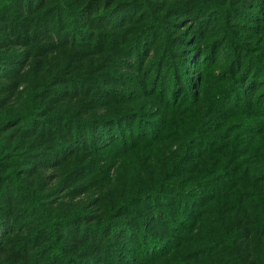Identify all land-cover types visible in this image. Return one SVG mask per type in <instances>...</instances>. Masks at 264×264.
Returning a JSON list of instances; mask_svg holds the SVG:
<instances>
[{"label":"trees","instance_id":"16d2710c","mask_svg":"<svg viewBox=\"0 0 264 264\" xmlns=\"http://www.w3.org/2000/svg\"><path fill=\"white\" fill-rule=\"evenodd\" d=\"M128 4L0 0V264H264V64L230 27L202 64L227 45L226 80L188 92L178 59L196 66L218 8L188 6L189 57H151V28L120 43L111 13ZM49 163L68 174L53 189ZM90 190L96 217L56 209Z\"/></svg>","mask_w":264,"mask_h":264},{"label":"rangeland","instance_id":"374dc122","mask_svg":"<svg viewBox=\"0 0 264 264\" xmlns=\"http://www.w3.org/2000/svg\"><path fill=\"white\" fill-rule=\"evenodd\" d=\"M116 1V0H113ZM128 1V0H127ZM130 4L125 6L124 9L119 10L117 13L112 12L111 14L115 18L114 21H118L117 25L114 26V28L120 29V32L122 33V38L120 39L121 42H131L133 41V38L135 36L139 35L138 33L141 31H144L148 28H151L150 32H145L146 36H144V39L146 41V44L148 45L147 50L150 46L156 44V51H151V57H155L157 54L158 57H160L162 54L166 53L165 48L168 46V56H172L174 52L179 51L180 54H182V57L187 55L189 57L191 54L186 51H192L191 48H189V44L192 42V38L197 25L195 23H189V18H186L181 21L182 18L188 15V6L192 5L194 7H198L202 9L203 7H217L218 10L215 11L218 13V16H220V25L218 27L213 28V32L209 33L207 36L200 35L198 37V42L200 40H204L202 47L204 49L202 50V53L198 54H192L194 55V59H198L196 61L195 65L188 66L187 62L185 60L178 59V62L180 65L185 68L189 67L188 69V77L185 80L186 82V91L190 92L195 91V94H198V92L202 94L209 89H211L214 86L221 87L220 81L226 80L225 76L221 73L223 69L227 67L228 59H231V56L228 55L230 52L228 49V46L220 49V60L218 64L214 63H208L205 65V67L202 66L204 63V58H206V53L208 50L207 43L213 42L216 39L224 40L226 37H228V31L231 27L230 36H235L236 38H240L243 40V43L247 45V47H251L250 49L253 50L255 54V62L257 64H264V23L262 26H260L258 23H260V19L264 17V0H129ZM212 4H209V3ZM155 4V5H152ZM238 9H245L247 11H252V18L251 22H244L243 20H240L238 17L236 18H230L228 17V20H223L224 15L233 16L236 15L233 13V10ZM262 12V13H261ZM261 13V14H260ZM198 17V16H197ZM260 17V18H259ZM157 22L155 26L149 24L150 21ZM108 23H110V20H108ZM236 24L239 25H248L247 28L243 29V32H247V34H241V28H235ZM259 25V26H258ZM148 26V27H146ZM113 27V26H112ZM237 27V26H236ZM245 27V26H244ZM111 28V27H110ZM108 29L107 31L114 30V28ZM114 32H117V30ZM144 33V35H145ZM111 39L106 37V43L109 45L110 41L114 39V34H109ZM185 36L187 38L186 45L180 46L178 45L179 42L176 41V39L179 36ZM54 37V36H53ZM55 38V37H54ZM166 40V42H165ZM162 44V45H161ZM150 45V46H149ZM161 45V46H160ZM167 45L166 47H164ZM178 45V46H177ZM170 49H173V53L170 52ZM225 56V57H224ZM203 58V59H202ZM192 59V56L190 57ZM125 61H132L129 59H124ZM192 66V67H191ZM190 70V71H189ZM30 71V67H28L25 72L28 73ZM128 72L132 73L128 70H125L124 67L115 70L114 73L117 72ZM136 75V74H135ZM3 83V82H0ZM114 85V84H113ZM112 87H119V85H114ZM123 89V88H121ZM252 93V92H251ZM251 96V94H250ZM148 106V102L145 104ZM155 106H148L147 110L153 111L158 113L159 110H155ZM53 162V161H50ZM41 166V165H40ZM24 167V166H23ZM40 170V175L42 177V180L44 183H47L48 189H53L56 186H59L61 184V181L63 177H66L68 174L65 170V168L54 166L52 163L49 164H43ZM116 170V169H115ZM113 171V175H114ZM112 175V171H111ZM88 181V180H87ZM87 181H84L83 183H86ZM86 185V184H84ZM82 185V186H84ZM96 189V188H95ZM95 193V194H94ZM94 194V196H93ZM100 194L96 192L85 191L83 193L79 194H69V196L59 202V206H55L56 209L59 208L62 211L65 212H75L77 210H88L89 207H92L93 204L95 205L96 199H98ZM71 197H74L72 201L74 204H76L77 209H73L68 207L67 203H69ZM100 198V197H99ZM101 199V198H100ZM67 205V206H66ZM103 207V203H99L96 206H93L91 210H88L91 217H96L97 215L95 213H91L90 211H96L97 209ZM90 209V208H89ZM23 233H27L26 230L21 229ZM17 233V232H16ZM20 235V234H19ZM19 235H12L10 236V240ZM1 236V235H0ZM12 241L9 242V244ZM127 245V244H126Z\"/></svg>","mask_w":264,"mask_h":264}]
</instances>
